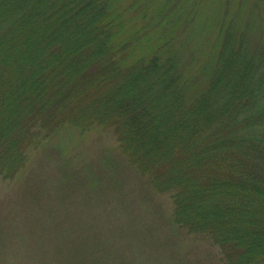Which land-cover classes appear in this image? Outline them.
Listing matches in <instances>:
<instances>
[{"label": "trees", "instance_id": "obj_1", "mask_svg": "<svg viewBox=\"0 0 264 264\" xmlns=\"http://www.w3.org/2000/svg\"><path fill=\"white\" fill-rule=\"evenodd\" d=\"M151 3L0 0V176L63 126L108 129L170 194L176 225L219 246L224 264H264V47L228 32L191 94L177 4Z\"/></svg>", "mask_w": 264, "mask_h": 264}, {"label": "rangeland", "instance_id": "obj_2", "mask_svg": "<svg viewBox=\"0 0 264 264\" xmlns=\"http://www.w3.org/2000/svg\"><path fill=\"white\" fill-rule=\"evenodd\" d=\"M174 1L189 93L208 80L228 32L250 51L264 47V0ZM172 212L170 194L127 162L110 130L66 125L0 176V264H224L219 246L176 225Z\"/></svg>", "mask_w": 264, "mask_h": 264}]
</instances>
